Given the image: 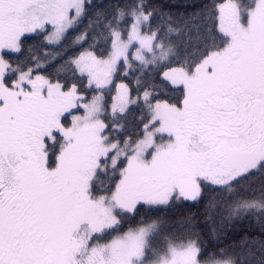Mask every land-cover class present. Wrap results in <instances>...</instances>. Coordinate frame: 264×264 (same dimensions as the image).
<instances>
[{"label": "snow or ice", "instance_id": "obj_1", "mask_svg": "<svg viewBox=\"0 0 264 264\" xmlns=\"http://www.w3.org/2000/svg\"><path fill=\"white\" fill-rule=\"evenodd\" d=\"M0 264H264V0H0Z\"/></svg>", "mask_w": 264, "mask_h": 264}]
</instances>
